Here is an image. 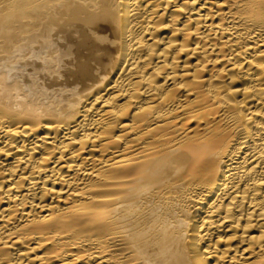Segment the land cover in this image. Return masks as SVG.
<instances>
[{
	"label": "bare ground",
	"instance_id": "1",
	"mask_svg": "<svg viewBox=\"0 0 264 264\" xmlns=\"http://www.w3.org/2000/svg\"><path fill=\"white\" fill-rule=\"evenodd\" d=\"M0 264H264V0H0Z\"/></svg>",
	"mask_w": 264,
	"mask_h": 264
}]
</instances>
